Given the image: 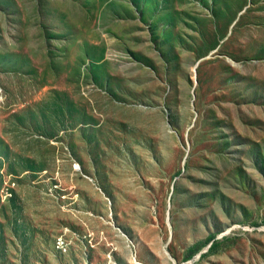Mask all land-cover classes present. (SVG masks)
<instances>
[{
    "label": "rangeland",
    "instance_id": "rangeland-1",
    "mask_svg": "<svg viewBox=\"0 0 264 264\" xmlns=\"http://www.w3.org/2000/svg\"><path fill=\"white\" fill-rule=\"evenodd\" d=\"M0 264H264V0H0Z\"/></svg>",
    "mask_w": 264,
    "mask_h": 264
}]
</instances>
